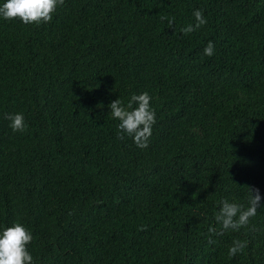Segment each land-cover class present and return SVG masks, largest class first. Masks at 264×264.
Masks as SVG:
<instances>
[{
    "label": "trees",
    "instance_id": "trees-1",
    "mask_svg": "<svg viewBox=\"0 0 264 264\" xmlns=\"http://www.w3.org/2000/svg\"><path fill=\"white\" fill-rule=\"evenodd\" d=\"M195 10L207 23L184 34ZM143 92L145 149L117 138L109 108ZM248 187L257 215L222 230V201L247 208ZM15 223L32 264H264V0H64L48 23L0 18V232ZM235 240L247 247L229 256Z\"/></svg>",
    "mask_w": 264,
    "mask_h": 264
},
{
    "label": "clouds",
    "instance_id": "clouds-1",
    "mask_svg": "<svg viewBox=\"0 0 264 264\" xmlns=\"http://www.w3.org/2000/svg\"><path fill=\"white\" fill-rule=\"evenodd\" d=\"M64 0H6L0 6V18L4 20H19L24 25L48 23L52 20L58 5H63ZM195 24L181 29L184 34L199 29L207 21L200 10L193 13ZM204 55L212 56L214 45L209 42L203 50ZM152 97L143 92L132 95L127 105L118 98L109 105L110 116L119 121L117 138L123 140L125 135L131 137L138 148L145 149L152 134V127L156 122V113L151 106ZM135 105V107H134ZM11 122L9 127L13 132L25 131L27 125L22 113L11 114L7 117ZM248 192V206L222 201L216 214V221L222 230H239L247 226L250 218L257 215L261 207V196L258 189L245 188ZM209 232L215 229L209 228ZM33 240L32 233L21 223L0 232V264H32V256L26 246ZM214 243V241H209ZM247 247L246 241L235 240L228 250L229 256H235Z\"/></svg>",
    "mask_w": 264,
    "mask_h": 264
}]
</instances>
